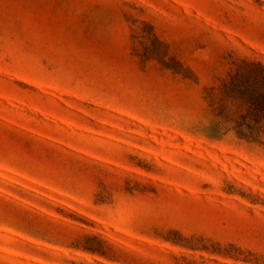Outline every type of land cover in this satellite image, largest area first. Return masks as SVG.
<instances>
[{
    "label": "rangeland",
    "instance_id": "rangeland-1",
    "mask_svg": "<svg viewBox=\"0 0 264 264\" xmlns=\"http://www.w3.org/2000/svg\"><path fill=\"white\" fill-rule=\"evenodd\" d=\"M244 60L264 0H0V264H264Z\"/></svg>",
    "mask_w": 264,
    "mask_h": 264
},
{
    "label": "trees",
    "instance_id": "trees-1",
    "mask_svg": "<svg viewBox=\"0 0 264 264\" xmlns=\"http://www.w3.org/2000/svg\"><path fill=\"white\" fill-rule=\"evenodd\" d=\"M222 93L223 108L235 109L229 121L241 137L264 133V64L244 60L224 82Z\"/></svg>",
    "mask_w": 264,
    "mask_h": 264
}]
</instances>
